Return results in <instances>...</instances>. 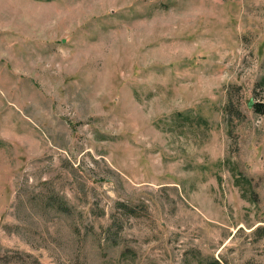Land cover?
<instances>
[{
  "label": "rangeland",
  "instance_id": "obj_1",
  "mask_svg": "<svg viewBox=\"0 0 264 264\" xmlns=\"http://www.w3.org/2000/svg\"><path fill=\"white\" fill-rule=\"evenodd\" d=\"M254 103L264 0H0V264H264Z\"/></svg>",
  "mask_w": 264,
  "mask_h": 264
},
{
  "label": "trees",
  "instance_id": "obj_2",
  "mask_svg": "<svg viewBox=\"0 0 264 264\" xmlns=\"http://www.w3.org/2000/svg\"><path fill=\"white\" fill-rule=\"evenodd\" d=\"M253 108L256 112L264 114V103H254Z\"/></svg>",
  "mask_w": 264,
  "mask_h": 264
}]
</instances>
